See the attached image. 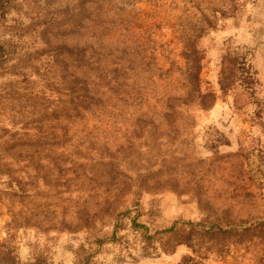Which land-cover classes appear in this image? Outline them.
I'll return each instance as SVG.
<instances>
[{
	"label": "rangeland",
	"instance_id": "374dc122",
	"mask_svg": "<svg viewBox=\"0 0 264 264\" xmlns=\"http://www.w3.org/2000/svg\"><path fill=\"white\" fill-rule=\"evenodd\" d=\"M75 4L0 0V45L14 50L0 63V264H264V0H139L141 17L157 22L149 27L164 69L184 64L174 16L185 8L203 22L200 88L215 101L192 107V125L168 121L153 97L180 90L175 72L152 86L146 114L129 107L70 125L78 138L92 131L97 149L92 161L74 141L62 162L21 138L54 128V55L76 40ZM183 220L233 231L199 234ZM174 222L180 232L147 237Z\"/></svg>",
	"mask_w": 264,
	"mask_h": 264
},
{
	"label": "trees",
	"instance_id": "16d2710c",
	"mask_svg": "<svg viewBox=\"0 0 264 264\" xmlns=\"http://www.w3.org/2000/svg\"><path fill=\"white\" fill-rule=\"evenodd\" d=\"M138 2L139 0H76L72 19V32L76 34V40L71 47L65 43L59 46L54 55L60 67L55 107L51 112L56 123L51 130L22 133L21 143L33 148L38 146L45 152V158L64 162L63 158H68L69 155L65 156L63 148L76 141L74 146H84L89 150L85 155L92 160L89 154L97 149L96 140L90 138L92 131L81 130L84 140L78 138L77 129L71 132L72 126H76L87 114L117 116L129 107L141 109L140 116L146 114L147 110L154 107V104L149 102L152 86L175 72L178 73L176 88L180 90L153 97L157 102L164 99L162 114L168 121L170 117L173 122L184 119V125H192V107L207 109L213 105V92H202L200 88V72L204 59L200 41L206 32L203 22L191 20L192 13L186 14L185 8L174 16L170 28L179 42V55L184 64L178 66L172 62L164 69L158 60L156 38L149 27L157 22L149 24L141 17V10L136 7ZM194 7L197 10L198 3H195ZM1 16L0 12V19ZM208 22L210 24V21ZM1 26L0 20V33ZM120 30L124 31L123 38L114 40L113 35L116 33L122 35L119 34ZM135 31L137 34H134ZM13 53L14 50L0 45V63L8 62ZM68 58L71 59V70ZM42 109L48 111L50 107L45 106ZM47 117L41 118L40 121L48 120ZM138 120V124L142 122L139 118ZM10 132L14 136L18 134L16 129ZM76 153L83 155L78 149ZM104 153H107V147L94 152L98 164H104ZM61 171L59 168L58 173ZM182 223L186 224L191 232L209 233L211 236L233 231V228L223 227L218 223H211L207 228L199 221L183 220ZM133 226L148 231L145 224L136 220H133ZM179 228L174 222L167 228L148 234L147 237L152 238L159 233L175 234L180 232ZM180 241H188V236L182 235ZM79 264H93V261L86 257Z\"/></svg>",
	"mask_w": 264,
	"mask_h": 264
}]
</instances>
